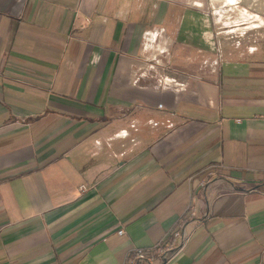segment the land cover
Here are the masks:
<instances>
[{"label": "crops", "instance_id": "crops-1", "mask_svg": "<svg viewBox=\"0 0 264 264\" xmlns=\"http://www.w3.org/2000/svg\"><path fill=\"white\" fill-rule=\"evenodd\" d=\"M224 1L245 27L217 0H0V264H123L184 217L167 264H264V0Z\"/></svg>", "mask_w": 264, "mask_h": 264}, {"label": "built area", "instance_id": "built-area-1", "mask_svg": "<svg viewBox=\"0 0 264 264\" xmlns=\"http://www.w3.org/2000/svg\"><path fill=\"white\" fill-rule=\"evenodd\" d=\"M229 5L232 6L231 8L232 10L231 9L230 10L237 11L238 15L241 10L244 12L248 11L247 9H243V8L237 9L234 5L231 4ZM212 13H214V11H211V14ZM217 15L221 17V15L218 12ZM238 17H239L238 19L239 22L240 23L242 22L241 24L238 25H246L245 24L246 21L242 20L240 16ZM220 22H221L220 18H217L214 24L218 25ZM256 27L257 28L264 27L263 18L261 25H257ZM207 36H208L207 41L210 47V51L215 54V58L209 63L205 61L204 65L205 66L208 65L209 67L211 66L215 67L221 61V57H222L220 43L217 39V35L211 34ZM161 84L166 87H171L175 91L184 90L187 86L186 82H180L177 81L175 78H168V77H163ZM158 108H162V104H159ZM168 126H172V124ZM80 189H84V187L82 186ZM187 213H189L190 216L194 215V211L191 205L188 206ZM185 219L186 218L184 217L178 222L177 228L173 230L167 242H158L154 245H151L148 248H140V247L135 248L126 255L123 264H139V263L152 264L155 260H158L161 264H167L170 261H172L179 253H181L184 246L190 239V234L186 233L185 231V221H186Z\"/></svg>", "mask_w": 264, "mask_h": 264}, {"label": "rangeland", "instance_id": "rangeland-1", "mask_svg": "<svg viewBox=\"0 0 264 264\" xmlns=\"http://www.w3.org/2000/svg\"><path fill=\"white\" fill-rule=\"evenodd\" d=\"M219 3L215 6V9L210 10L214 11L213 16L217 19L220 18V23L218 24L217 28L220 31H224L226 29H232V28H237V27H243L245 25H238L241 24L239 22V15L237 14V11H231L232 6H230L227 2H225L224 0H217ZM226 5V6H225ZM231 9V10H230ZM234 10V9H233ZM217 12L221 15V17L219 15H217ZM224 12V13H222ZM235 20V21H234ZM223 22V23H222ZM225 22H227V24H225ZM240 31V30H239ZM238 33V32H236ZM154 60H150V63H153ZM167 76H169L170 78L172 77H177L175 76L171 71L170 74L167 73ZM177 79V78H176ZM178 81V80H177Z\"/></svg>", "mask_w": 264, "mask_h": 264}, {"label": "bare ground", "instance_id": "bare-ground-1", "mask_svg": "<svg viewBox=\"0 0 264 264\" xmlns=\"http://www.w3.org/2000/svg\"><path fill=\"white\" fill-rule=\"evenodd\" d=\"M248 15V14H247ZM253 15V14H252ZM246 18H248V17H246ZM257 18V17H256ZM259 18V17H258ZM253 19V18H252ZM247 21H248V19H247ZM251 23V22H250ZM254 23H255V21H254ZM255 25V24H254Z\"/></svg>", "mask_w": 264, "mask_h": 264}]
</instances>
